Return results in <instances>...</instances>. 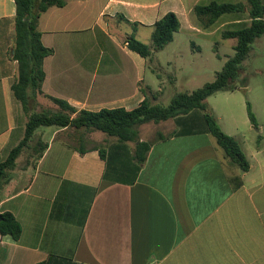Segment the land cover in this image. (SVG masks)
Wrapping results in <instances>:
<instances>
[{"label":"crops","instance_id":"1","mask_svg":"<svg viewBox=\"0 0 264 264\" xmlns=\"http://www.w3.org/2000/svg\"><path fill=\"white\" fill-rule=\"evenodd\" d=\"M212 2L247 0H66L65 7L50 8L38 29L53 53L44 60L42 94L31 101L32 110L41 111L46 99L58 111L50 97L78 112L133 110L146 96L159 104L161 85L150 80L144 88L148 60L128 47L130 37L140 40L133 29L152 36L159 19L176 14L180 29L161 53L181 33L222 37L234 30L228 27L250 25L244 11L206 28L195 8ZM15 15V1L0 0V159L22 142L28 122L13 92L15 27L4 21ZM262 37L252 51L258 41L264 51ZM173 58L169 68L195 65L194 59ZM176 79L172 73L170 84ZM168 121L143 137L149 123L139 128L141 142L168 137L154 143L141 168L135 143L97 131L39 128L17 159L12 180L0 189V214L12 213L23 228L19 242L0 235V264H264V150L247 153L238 133L218 120L250 163L243 172L209 134L202 111ZM85 187L98 189L90 211Z\"/></svg>","mask_w":264,"mask_h":264},{"label":"trees","instance_id":"2","mask_svg":"<svg viewBox=\"0 0 264 264\" xmlns=\"http://www.w3.org/2000/svg\"><path fill=\"white\" fill-rule=\"evenodd\" d=\"M16 15L5 22L13 23L15 27L13 59L18 63V77L13 85V92L28 116L25 137L5 159H0V189L7 185L16 168V161L41 127L74 128L87 132H102L119 142L136 144L134 158L141 168L147 160V155L157 141H164L168 137L158 134L153 142H141L139 128L148 123H161L171 119L186 116L195 110L204 113L209 134L216 139L217 144L224 150L227 158L236 164L243 172H248L250 163L241 145L234 137L228 135L221 128L217 118L210 110L207 99L218 92H234L237 88H247L248 79L242 77L243 63L249 57L253 44L264 36V4L263 0H247V3L199 5L195 8V15L206 27L214 26L225 14L249 12L252 21L249 26L238 30L225 31L223 39H236L235 54L225 64L223 70L216 76L214 82L207 83L193 92H181L173 96L168 105L155 104L146 96L145 100L135 109L124 108L103 109L99 112L80 111L70 106L66 101L50 99L59 107L58 111H32L31 101H36L42 94L45 80L43 68L44 60L52 55L53 50L43 45L41 33L38 29L39 19L52 7L63 8L66 0H14ZM180 20L173 12L165 14L153 26L152 46H148L136 38L130 37L128 47L144 59H149L153 52L164 50L174 41L175 33L180 29ZM248 117L251 125L256 129L258 122L250 102L247 103ZM261 140V136L259 137ZM103 160L106 151L98 149ZM42 156V153L39 157ZM235 184V182H233ZM72 185V184H71ZM81 187V186H79ZM91 194L88 211L98 192L96 188L85 187ZM0 235L11 237L19 242L23 233L21 223L9 212L1 214Z\"/></svg>","mask_w":264,"mask_h":264},{"label":"rangeland","instance_id":"3","mask_svg":"<svg viewBox=\"0 0 264 264\" xmlns=\"http://www.w3.org/2000/svg\"><path fill=\"white\" fill-rule=\"evenodd\" d=\"M244 27L246 26L228 27L226 30H238ZM135 31L133 29V34L138 35L139 41L152 46V36L148 29L139 28L138 34ZM262 38L260 40L263 41L264 36ZM175 39L176 41L164 52H153L147 62L144 88L151 86L150 80L160 84L164 92L157 103L162 105H168L177 93L193 92L207 83L214 82L217 74L223 70L227 61L234 56V48L237 45L236 39H222L220 33H215L210 37L187 36L181 33ZM260 42L258 41L257 45H254V50L242 64L244 70L241 76L248 79L247 88H237L234 92H218L207 99L211 113L218 118L226 131L238 133V139L245 142V150L249 154L251 151H257L259 147L264 150V138L261 139L262 141L259 140L261 134L264 136V51L259 49ZM172 57H174L172 61L176 63H182L183 60L190 62L194 59L195 65L190 64L183 69L169 68L166 63ZM172 73H176L175 84H170L169 79ZM248 102H250L257 117L258 128L256 129L251 127L249 121L247 114ZM41 105V111H53L55 108V105L46 99L42 100ZM171 122L161 123L160 126H167ZM156 124L149 123L146 127H143L140 131L141 136L143 137L151 132L157 126ZM183 128L184 126H178L177 130H183ZM96 135L112 138L100 132H96ZM95 142L99 144L101 140L97 137Z\"/></svg>","mask_w":264,"mask_h":264},{"label":"water","instance_id":"4","mask_svg":"<svg viewBox=\"0 0 264 264\" xmlns=\"http://www.w3.org/2000/svg\"><path fill=\"white\" fill-rule=\"evenodd\" d=\"M2 219H3V218H2V216H1V214H0V221H2Z\"/></svg>","mask_w":264,"mask_h":264}]
</instances>
